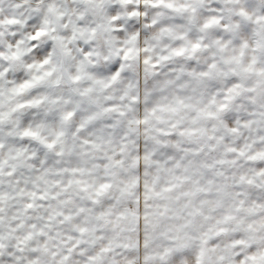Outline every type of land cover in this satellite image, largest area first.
Here are the masks:
<instances>
[{
  "label": "snow or ice",
  "instance_id": "1",
  "mask_svg": "<svg viewBox=\"0 0 264 264\" xmlns=\"http://www.w3.org/2000/svg\"><path fill=\"white\" fill-rule=\"evenodd\" d=\"M0 264H264V0H0Z\"/></svg>",
  "mask_w": 264,
  "mask_h": 264
}]
</instances>
